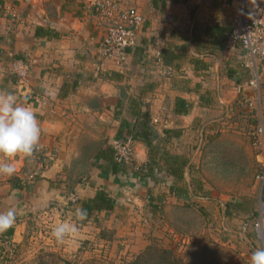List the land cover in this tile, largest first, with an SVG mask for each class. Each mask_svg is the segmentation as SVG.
I'll use <instances>...</instances> for the list:
<instances>
[{
	"label": "crops",
	"instance_id": "0c3cea01",
	"mask_svg": "<svg viewBox=\"0 0 264 264\" xmlns=\"http://www.w3.org/2000/svg\"><path fill=\"white\" fill-rule=\"evenodd\" d=\"M241 1L151 0L137 45L117 65L100 56L109 20L94 0H0V95L30 107L41 128L40 152L13 157L16 173L0 176V212L18 213L0 233V264H14L31 219L55 228L49 215L71 193L78 200L67 208L76 215L100 193L113 200L87 222L152 196L159 181L189 180L196 149L216 131L211 111L254 98L247 52L240 41L229 45L230 31L243 10H264V0L245 9ZM159 58L175 68L171 79ZM13 59L28 63V79L12 70ZM126 137L135 140V165L154 167L151 174L116 164L113 143ZM165 196L152 197L151 208Z\"/></svg>",
	"mask_w": 264,
	"mask_h": 264
},
{
	"label": "rangeland",
	"instance_id": "374dc122",
	"mask_svg": "<svg viewBox=\"0 0 264 264\" xmlns=\"http://www.w3.org/2000/svg\"><path fill=\"white\" fill-rule=\"evenodd\" d=\"M110 1L145 13L151 4ZM241 2L245 9L248 0ZM246 93L254 98L239 97L229 107L221 102L211 111L216 131L196 149L189 180L159 181L152 196L143 192L128 209L100 212L87 222L68 211L78 200L76 192L71 193L63 205L66 213L57 206L49 218L57 226L76 225V233L57 243L53 228L36 216L14 264H251L252 254L264 248V86L247 88ZM31 163L27 159L25 168ZM172 186L186 193H173ZM157 193L166 196L155 199L157 207L151 208Z\"/></svg>",
	"mask_w": 264,
	"mask_h": 264
},
{
	"label": "built area",
	"instance_id": "2783aa9c",
	"mask_svg": "<svg viewBox=\"0 0 264 264\" xmlns=\"http://www.w3.org/2000/svg\"><path fill=\"white\" fill-rule=\"evenodd\" d=\"M93 7L109 20L105 33L100 41V51L104 59L111 60L117 65L128 61L130 50L137 45L139 33L145 24V15L140 9L133 6H123L121 3L110 0H94ZM14 18L18 13L11 11ZM230 44L240 41L247 52L244 62L250 70L251 79L249 85L260 90L264 86L261 79L264 68V10L252 11L242 14L235 20L230 31ZM161 64V75L165 79H171L175 75V68L163 63ZM12 70L22 79H28L30 68L28 63L13 59ZM115 161L121 165H134L138 171L144 172L147 168L135 165V147L131 137L117 139L113 143ZM40 148L34 152H40ZM74 198V196L72 197ZM61 212L66 213V208L61 206Z\"/></svg>",
	"mask_w": 264,
	"mask_h": 264
},
{
	"label": "clouds",
	"instance_id": "9594fccd",
	"mask_svg": "<svg viewBox=\"0 0 264 264\" xmlns=\"http://www.w3.org/2000/svg\"><path fill=\"white\" fill-rule=\"evenodd\" d=\"M40 136L41 128L31 108L18 104L11 93L0 95V157L4 158L0 160V176H13L16 167L11 162L12 158L17 155L30 158L39 147ZM17 215L14 207L0 212V233L7 232L15 225ZM77 218L86 220L87 211L78 209ZM76 231V225L61 223L53 229L52 236L57 243H63ZM250 259L251 264H264V248H258Z\"/></svg>",
	"mask_w": 264,
	"mask_h": 264
},
{
	"label": "trees",
	"instance_id": "16d2710c",
	"mask_svg": "<svg viewBox=\"0 0 264 264\" xmlns=\"http://www.w3.org/2000/svg\"><path fill=\"white\" fill-rule=\"evenodd\" d=\"M148 133V132H147ZM114 148V147H113ZM119 167H123V165L116 162ZM147 169L143 172L144 174H151L152 166L146 167ZM175 188V189H174ZM171 189L178 194L186 193L184 189H177V187H171ZM113 207V200L111 198L106 197L104 194L100 193L96 198L89 199L84 203L83 209L87 211V213H91L93 210H102L104 208H112ZM126 264H137L136 262L126 263Z\"/></svg>",
	"mask_w": 264,
	"mask_h": 264
}]
</instances>
